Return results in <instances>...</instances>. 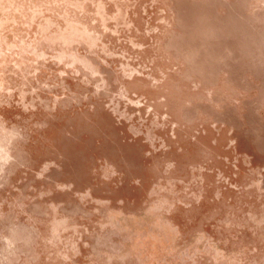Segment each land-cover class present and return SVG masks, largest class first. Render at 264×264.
Returning a JSON list of instances; mask_svg holds the SVG:
<instances>
[{
  "label": "rangeland",
  "instance_id": "1",
  "mask_svg": "<svg viewBox=\"0 0 264 264\" xmlns=\"http://www.w3.org/2000/svg\"><path fill=\"white\" fill-rule=\"evenodd\" d=\"M0 264H264V0H0Z\"/></svg>",
  "mask_w": 264,
  "mask_h": 264
}]
</instances>
